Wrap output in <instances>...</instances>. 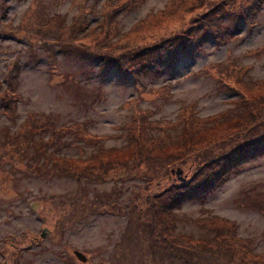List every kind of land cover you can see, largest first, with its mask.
Listing matches in <instances>:
<instances>
[{"label": "rangeland", "instance_id": "obj_1", "mask_svg": "<svg viewBox=\"0 0 264 264\" xmlns=\"http://www.w3.org/2000/svg\"><path fill=\"white\" fill-rule=\"evenodd\" d=\"M4 1L9 6L5 11L0 1V27L5 14L10 26L0 31V91L14 75L20 98L13 124L2 112L9 113L5 106L12 97L1 100L0 126L20 129L32 111L48 115L56 128L84 121L90 133L107 136L106 148L129 142L121 134L138 108L152 111L149 120L175 126L155 131L134 125L127 150L94 164L128 165L136 174L117 171L99 183L78 179L71 169L52 175L27 171L17 160L24 152L15 149L21 139L10 147L13 157L0 151V264H264V155L238 174L220 165L225 155L264 142V1L253 25L230 13L220 20L211 15L226 28L225 43L216 39L222 30L210 27L202 40L209 31L196 26L197 17L206 11L204 3L210 8L224 1L228 10L238 11L243 0ZM202 29L206 33L198 32ZM192 32H198L197 43L202 40L194 57L173 45L167 55L177 56V62L169 73L139 70L138 64L148 67L157 60L173 36ZM148 48L152 53L128 59L134 50ZM101 54L130 63L135 78L137 70L140 76L134 82L133 75L107 69L97 59ZM229 62L239 65L237 73L215 67ZM244 79L255 81L251 89ZM187 105L192 106L185 111ZM29 130L19 136L33 132V144L50 140L47 132ZM94 149L79 144L63 153L86 156ZM176 170L180 179L171 173ZM116 184L119 194L99 204L97 196ZM185 189L192 193L180 194L172 209L176 216H164L156 226L152 217L157 222L160 217L147 198L166 192L172 199ZM128 201L127 208H119ZM42 231L43 239L30 242ZM73 250L87 262H79Z\"/></svg>", "mask_w": 264, "mask_h": 264}, {"label": "trees", "instance_id": "obj_2", "mask_svg": "<svg viewBox=\"0 0 264 264\" xmlns=\"http://www.w3.org/2000/svg\"><path fill=\"white\" fill-rule=\"evenodd\" d=\"M264 0H243V3H245L238 11H235L234 8L228 10L225 5H224V1H221V5L218 3L210 8L205 7L206 3H204V8L206 9V11L202 10L203 12H201L197 19L200 23L196 24V26H199V28L202 27H206L209 31V33H206L205 30H199L198 32H203L206 33L207 35L202 39H207L209 37V34L212 33L210 31V28H215L216 30H222V32H220V38L219 35L217 36V41L221 42V43H225V40H229L228 35L226 34V28H224V26H220L218 22L214 21V18L211 16L212 14H215L217 19L220 20L221 17H224L225 14H228L229 16H232L233 14L240 20L246 22V23H252V25L254 24V15L259 13L260 11V7L262 5ZM202 8V7H201ZM226 16V15H225ZM54 18V17H53ZM52 18V19H53ZM60 20V18L58 19ZM53 21V20H52ZM236 29H238L237 27H235ZM198 32H192L188 35V37L184 34V37H182L181 35H175L173 36V38L171 40H169L170 45H168L167 47H161L159 52H160V57L155 60V59H151L152 61L150 62V67L153 70H157L160 71L163 69V67H161V64L167 63L168 65L166 66V69L169 70L173 64L176 62V57H174L173 60L170 59V57L167 55V52L171 49H175V47L173 48V45H176L177 49L179 51H183L185 56L188 57H194L195 53L197 52V50L200 47V42L197 43V34ZM219 32V31H218ZM231 35V34H230ZM202 36V34L200 35ZM232 36V35H231ZM234 38V36H233ZM188 39L191 40V44L185 45V43L183 44L182 41H187ZM121 49H124L125 45L120 46ZM152 53L151 48H148L146 51H143V49L140 50H134L132 53V55L130 56V60H133L134 58L137 57H141L144 52H148ZM166 55L163 60H161V57L163 55ZM89 55V54H86ZM99 62H102L104 66L107 67V69H111L112 67H115L117 69V72L119 74H121L122 76H127L128 74L133 75V78L137 79V77L140 76V69L141 68H147L146 66H143L142 64H138L139 66V70H137V76L135 78L134 76V72L133 69L130 68V63H124L123 61H120V58H117L113 55L107 54V55H99L97 56ZM124 59V58H122ZM128 62V61H125ZM218 65H215V67H219V66H223L224 71L227 72H231V71H239V65H235L232 62L229 63H216ZM216 68L214 69L213 66H211V71L212 74H214ZM222 69V70H223ZM219 70V71H222ZM146 71V70H145ZM218 73V72H217ZM240 73L242 74L243 71H240ZM238 81V79L236 80V82ZM244 83L246 82V87H252L253 84H255V81L252 82L250 80H243ZM240 82V81H239ZM222 83V82H221ZM241 83V82H240ZM262 84H264L262 82ZM17 86V82L13 79L10 82L9 85V90L13 93H15V87ZM226 90H228V88H225ZM11 95V94H9ZM5 99V97L3 98ZM7 102L8 105L10 107H14V103ZM192 105H187V106H183L185 108V111H187ZM225 112H221L219 114L215 115V118L219 119L220 116L224 117ZM150 114H152V111L150 110H143V109H135V111L133 112L132 116H131V122H128L125 126V131L122 133V137H124L126 139V137L129 138V142L131 140V136L132 134L129 132V130L136 125L137 123H141L144 124V126H146L149 130H155V131H163L165 129H168L169 126L170 127H174L175 125H172L170 123H168L169 121L167 120H149V116ZM240 116V115H239ZM15 117L11 118L12 120H14ZM214 118V121L216 120ZM21 128L17 130H15V132L13 134L11 133H7V137L3 140V142L0 144L1 146V151L6 154L9 151V154L11 157L12 156V152L10 149L11 146L13 145V141H18L17 139H21V141H24V144H21L22 142L20 141V143H16L15 149L16 150H24L23 152V156L21 159H17L20 160V164L27 170V171H31V172H35V173H39L40 171H42L43 173H46V175H52L58 171H62L63 169H71L74 170V176H76V178L81 179L82 177H89L90 180L99 183L102 181L103 177H106L107 174H112L115 173L117 171H120L121 173L119 175H123L126 177H129V175H134L131 174L130 170H129V166H125V167H120V166H114L112 167L110 162H99V166L98 168H96L95 166L97 164H94L96 161H98V159L103 158L104 156H108L111 154H116L119 153L122 150H127L129 147V142L128 143H124L123 145H119L118 147H111V148H106L103 147V141L106 140L104 139V137H100V136H96L92 133L89 132V130L87 129V125L85 124L84 121H79V122H74L71 125L68 126H63V127H55L53 124V120L51 118H49V116L45 117H39V119L34 115V114H30L28 115L24 121H23V125L20 126ZM23 128V129H22ZM30 129H34V130H38L41 134L43 133H48L51 134L50 136V140H44L43 145L41 144H33L34 142L37 143V140L33 137L34 135H30V132L27 136L28 138H24L22 137V135L19 136V134L21 133L22 130L27 129V131H30ZM147 130V131H149ZM160 137V136H159ZM161 140L163 142H167V140L161 138ZM19 142V141H18ZM77 143V144H76ZM252 145H246L245 147H243L240 150H236L234 153H230L227 156L225 155V157L222 159V162L220 163V165H224V167L227 169L226 172L229 173V171H233V174H238L241 171V167L246 164L247 162L258 158L261 155H264V142H262L261 144H259L258 147H256L255 145H253L254 142H251ZM82 144H87V145H91L93 146L94 149L90 154L86 155V156H67L64 152V150L66 151L67 149H69V147L73 146V145H78L79 146ZM4 149V150H3ZM27 152H31V156L29 158L26 159L27 155L25 156V153ZM55 155V159L56 160H52V157ZM24 161H23V160ZM78 162L83 163L82 166L77 167L75 166V164H77ZM70 163V164H69ZM212 165V164H211ZM219 165V164H217ZM210 166V165H209ZM15 167V166H14ZM32 168V169H30ZM106 173H104L105 169ZM224 168V169H225ZM227 173V174H228ZM106 174V175H105ZM230 174V173H229ZM73 175V174H71ZM150 177V176H147ZM114 179L118 180L116 177H113ZM228 179L227 176L221 178L219 181V183H224L226 180ZM82 180V179H81ZM80 182V181H78ZM211 186L215 185V184H211ZM147 186V185H146ZM172 192V190L169 191V194ZM189 194L191 195V191L189 189H185L182 192H176L174 193L173 197L171 199V197L169 195L166 194H161L160 192H158L157 194L151 195L149 196V198H147V200L149 202H151V206L153 209H155L152 213L155 215H157L159 218V222L156 221L155 217L153 218V223L157 226H161L160 222L163 220L164 216L167 215H172L173 217L176 216L174 215V213H172V209L176 208L174 203L177 202L180 197V194ZM116 194H119V188L118 185L116 184L115 188L112 189L111 191H109L107 194H96L98 195L97 197H99L97 200H100L99 204H105L108 202V199L113 195L116 197ZM181 194V195H182ZM179 195V196H178ZM130 201L125 202L123 204V206H119V208L125 209L127 208V206L129 205ZM117 205V203H116ZM94 207V205H92ZM172 217V218H173ZM180 218V217H179ZM183 219H187L186 217H181ZM168 224V223H167ZM174 226L176 227V224H174L173 222H170V226ZM240 239V238H239ZM263 264V263H262Z\"/></svg>", "mask_w": 264, "mask_h": 264}, {"label": "flooded vegetation", "instance_id": "obj_3", "mask_svg": "<svg viewBox=\"0 0 264 264\" xmlns=\"http://www.w3.org/2000/svg\"><path fill=\"white\" fill-rule=\"evenodd\" d=\"M1 1V0H0ZM8 6H9V3H5V11L7 10V8H8ZM5 13V12H4ZM6 14H5V17H4V19H6ZM6 24V23H5ZM7 26H10V23L8 22L7 23ZM5 27H6V25H5ZM6 107V106H5ZM3 109H1V111H2ZM5 115H6V117L9 119V121L13 124V121H12V119L11 118H13V117H15V110H13L11 107H10V111H9V113L8 112H6V111H2ZM15 132V129L14 130H12L11 129V126L10 125H1L0 126V136H2V140H0V144L3 142V140L8 136L7 135V133H11V134H13ZM2 149H1V146H0V151H1ZM4 153L2 152L1 153V155H3ZM1 155H0V161H2V157H1ZM32 239H30L31 241L30 242H37L38 241V239L36 238V237H31ZM41 243V242H40ZM36 245H39V243L38 244H36ZM75 251H77V250H73L72 251V253L73 252H75ZM87 262V261H86ZM85 262V263H86Z\"/></svg>", "mask_w": 264, "mask_h": 264}, {"label": "water", "instance_id": "obj_4", "mask_svg": "<svg viewBox=\"0 0 264 264\" xmlns=\"http://www.w3.org/2000/svg\"><path fill=\"white\" fill-rule=\"evenodd\" d=\"M171 173H175L177 177H179L181 171L180 170H176V171H172ZM180 179V177H179ZM41 237H43V233L41 234ZM75 255L77 256V258L82 261V262H85L86 261V258L85 256H83L81 253L79 252H75Z\"/></svg>", "mask_w": 264, "mask_h": 264}, {"label": "bare ground", "instance_id": "obj_5", "mask_svg": "<svg viewBox=\"0 0 264 264\" xmlns=\"http://www.w3.org/2000/svg\"><path fill=\"white\" fill-rule=\"evenodd\" d=\"M179 51V50H178ZM176 58H177V56H176ZM192 57H189V59H191Z\"/></svg>", "mask_w": 264, "mask_h": 264}]
</instances>
